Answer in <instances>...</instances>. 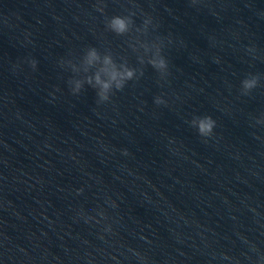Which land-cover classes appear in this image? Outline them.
<instances>
[{
  "label": "clouds",
  "instance_id": "9594fccd",
  "mask_svg": "<svg viewBox=\"0 0 264 264\" xmlns=\"http://www.w3.org/2000/svg\"><path fill=\"white\" fill-rule=\"evenodd\" d=\"M194 4L196 0H191ZM98 11L103 12V8H98ZM152 23L151 18L144 20V27L136 28V32L147 33L148 25ZM134 21L131 15H114L107 20V28L118 36H123L133 28ZM134 50L142 49L143 53L138 57V62L141 65L147 63L150 65L161 77H164L168 73V60L162 54L163 52V41L157 39L151 43L139 42V49L136 48L135 44L131 45ZM252 49H249L251 51ZM147 58V59H145ZM218 62V61H217ZM30 65L33 69L37 67V61L31 60ZM67 64L71 69L72 73L76 77L68 81L70 85L71 93L76 96L79 95L84 88L85 84L90 86L96 91L97 104H103L109 102L111 97L118 91H122L129 81L138 79L137 73L140 76L143 75V69H137L130 67L124 60L117 62L114 59L111 52H105L101 54L100 51L95 47L88 48L79 63L73 62L72 60L61 61V65ZM260 76L258 74H250L248 77L241 81L242 94L248 95L253 89L259 85ZM59 91V89H57ZM54 96V93H50ZM156 105L165 104L166 101L161 97L157 96L154 100ZM256 124L264 125V115L256 119ZM190 126L195 128L198 135L203 138H210L214 135V129L216 127V120L210 115L194 116L189 122ZM124 155H128L127 150L123 151ZM82 192V190H79ZM112 207H116L114 202H111ZM83 214V212L81 213ZM97 215L100 219L96 220V223H101V220L106 219V213L103 209L98 210ZM95 219L91 216H85V222ZM104 232H111V225H107L103 228ZM103 238V237H102ZM139 255V253H136Z\"/></svg>",
  "mask_w": 264,
  "mask_h": 264
}]
</instances>
